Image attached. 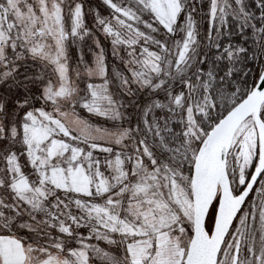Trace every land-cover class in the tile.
Wrapping results in <instances>:
<instances>
[{"label": "snow or ice", "instance_id": "obj_1", "mask_svg": "<svg viewBox=\"0 0 264 264\" xmlns=\"http://www.w3.org/2000/svg\"><path fill=\"white\" fill-rule=\"evenodd\" d=\"M0 264H264V0H0Z\"/></svg>", "mask_w": 264, "mask_h": 264}]
</instances>
